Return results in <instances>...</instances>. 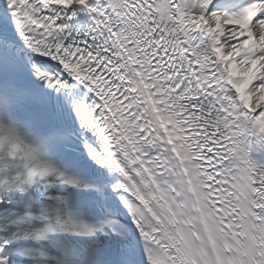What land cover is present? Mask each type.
Listing matches in <instances>:
<instances>
[{
  "label": "snow or ice",
  "instance_id": "1",
  "mask_svg": "<svg viewBox=\"0 0 264 264\" xmlns=\"http://www.w3.org/2000/svg\"><path fill=\"white\" fill-rule=\"evenodd\" d=\"M0 264H264V0H0Z\"/></svg>",
  "mask_w": 264,
  "mask_h": 264
}]
</instances>
